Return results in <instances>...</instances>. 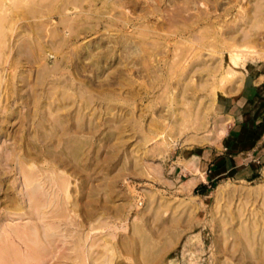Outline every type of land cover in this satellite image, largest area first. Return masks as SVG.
Returning a JSON list of instances; mask_svg holds the SVG:
<instances>
[{"label":"rangeland","instance_id":"obj_1","mask_svg":"<svg viewBox=\"0 0 264 264\" xmlns=\"http://www.w3.org/2000/svg\"><path fill=\"white\" fill-rule=\"evenodd\" d=\"M0 17V264H264V0Z\"/></svg>","mask_w":264,"mask_h":264},{"label":"crops","instance_id":"obj_2","mask_svg":"<svg viewBox=\"0 0 264 264\" xmlns=\"http://www.w3.org/2000/svg\"><path fill=\"white\" fill-rule=\"evenodd\" d=\"M244 99V98H243ZM245 99H247V98H245ZM247 104L245 105V104H243L242 102V104L245 106V107H248L250 104H251V101H249V99H247ZM243 145H248V143L247 142H244V144ZM246 147V146H245ZM193 151L194 152H192V153H194V155H195V157L196 158H208V156L211 154V149H193ZM206 164H207V162H206ZM196 185V184H195Z\"/></svg>","mask_w":264,"mask_h":264},{"label":"bare ground","instance_id":"obj_3","mask_svg":"<svg viewBox=\"0 0 264 264\" xmlns=\"http://www.w3.org/2000/svg\"><path fill=\"white\" fill-rule=\"evenodd\" d=\"M5 14V13H4ZM6 15V14H5ZM4 16V15H3ZM7 17V16H6ZM4 17H0V29H1V24H4L3 22H1V21H4V19H3ZM6 19V18H5ZM4 28V27H3ZM1 34V33H0ZM2 37V36H1ZM2 39H3V37H2ZM2 39L0 40V42L2 41ZM75 140V139H74ZM71 144V143H70ZM78 147H80V146H78ZM77 147V148H78ZM75 148V147H74ZM78 150V149H77ZM72 152V151H71ZM79 152V151H78ZM57 206V205H56ZM56 214V213H55ZM264 239V238H263Z\"/></svg>","mask_w":264,"mask_h":264}]
</instances>
